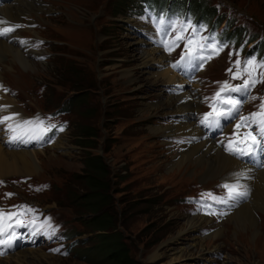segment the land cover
Returning <instances> with one entry per match:
<instances>
[{
  "label": "rangeland",
  "instance_id": "obj_1",
  "mask_svg": "<svg viewBox=\"0 0 264 264\" xmlns=\"http://www.w3.org/2000/svg\"><path fill=\"white\" fill-rule=\"evenodd\" d=\"M19 1L24 0L6 2L1 9L18 6ZM33 1L42 7L18 14L14 21L0 12V18H5V21L20 22L17 24L20 27L4 37H8L33 65L24 67L8 54L0 53V85L3 86L0 88H7V84L13 86L10 94L15 106L24 115L33 113L28 120L31 117L41 119V110L62 107L58 117L64 119L65 130L45 145L38 146L34 139L25 143V147L34 150L28 151L37 153L34 172L25 174L27 178L24 180L19 177L24 175L11 173L6 175L9 178L0 182V210L4 214L17 213L11 219L4 216V225L11 224L12 227L7 229V233L0 234V239H7L12 233L16 235L10 247L0 245V252L3 253L0 259L13 255L17 249L31 246L59 259L52 264H116L105 260L101 251L104 237L101 232H111L120 234L135 264H264V210H253L257 229H251L246 224L236 227L234 220L229 218L239 205L229 212L240 198H229L220 184H233L238 180L240 185L248 189L249 186L241 177L229 176L228 171L222 177L204 178V170L196 164H173L178 158L175 149L188 145L191 140L175 145L171 138L191 136L185 132L164 135L151 128L165 127L179 118L178 113L168 111L166 106H157L159 88L174 95H177L178 88L175 92L171 85L173 83L162 87L159 80L154 86L141 82L146 74L135 66L132 56L136 53L132 49V42L137 38L135 35H142L149 44L155 45L148 33L137 28L135 19L149 20L161 36L170 40V31H174L179 24L187 25L189 20L193 27L198 24L207 27V31H212L211 37H215L209 43L219 42L223 48L218 55H214L210 49L212 59L204 62L206 64L199 78H188L187 71L182 74L171 66L173 51H166L165 59L166 66L185 80V90L190 88L189 91H193L194 110L199 109L202 99L219 90L216 85L232 80L226 69L236 71V60L244 61L252 57L247 53L249 48L257 52L260 61L264 60V0ZM221 11L223 15H220ZM161 17L166 23H159ZM189 29L192 30V27ZM201 56L207 57L209 54L204 51ZM75 70L82 72L76 74ZM126 70H132V74L139 78L130 79L126 76ZM257 72H264V68H257ZM76 77H82L85 81L77 80L74 83ZM153 78L155 80L152 76L150 81ZM247 78V74H244L240 81ZM259 84L250 88L246 96L232 93L242 103L238 114L222 120L220 127L209 128L199 121L203 130L198 121L194 122L203 132H209L214 137L221 136L222 139L225 138L224 131L228 130L235 140L233 132L240 117L255 112V107L245 102L256 97ZM80 87L86 88L83 97ZM257 93L264 96V83ZM73 94H77V101L71 98ZM211 103L212 99H209V103L203 105L206 111L200 114L201 117L210 111ZM88 108H92L94 113L85 114ZM255 109L258 111L259 107ZM4 111L10 113L7 116L19 112L0 107V115H4ZM19 117L20 114L6 121L5 125L12 124ZM78 123L96 129L95 147H85L79 143ZM253 129L254 134L258 135L259 126L256 124L251 128L239 129L241 138L243 133ZM3 138H7L4 132L0 134L2 142ZM28 139V136L22 140L11 139L10 147H6L18 150L20 147L14 145ZM228 141H220L219 144L226 150ZM170 145L174 148L171 149ZM244 146L236 144L239 148ZM86 151L100 153L109 171L110 200L96 208L84 204L83 198L77 197L75 200V194H81V186L85 184L78 180L77 175L83 172L82 161ZM250 155L242 158L247 159ZM258 161L262 159L253 163ZM6 189L13 190L14 195L7 196ZM203 189L211 191L197 192ZM192 193L205 197L198 198L203 206L193 202ZM24 200L42 205L49 212L47 222H57L51 223V227H42L46 225V217H38L35 211L14 207L25 205ZM224 200L228 203L221 202ZM104 209L112 215L113 225L98 229V225L89 218ZM197 213L209 216L206 218L210 223L207 221L193 230V237L201 239L200 243L193 245L198 241L192 242V234L180 230L185 219L197 216L188 214ZM213 218L219 219V222ZM34 219L35 223H32ZM17 220L23 221L22 226H16ZM58 222L61 226H58ZM35 226L45 230L40 234L33 228ZM215 230L221 233L211 237ZM24 233L29 236L28 240L23 239ZM179 249L187 254L178 257L176 251ZM29 260L32 262L30 264H47L35 258ZM15 261L10 260L9 264H23Z\"/></svg>",
  "mask_w": 264,
  "mask_h": 264
},
{
  "label": "bare ground",
  "instance_id": "obj_2",
  "mask_svg": "<svg viewBox=\"0 0 264 264\" xmlns=\"http://www.w3.org/2000/svg\"><path fill=\"white\" fill-rule=\"evenodd\" d=\"M6 4L7 3H3L2 5H0V12L6 14L7 18L9 17L13 21L14 19L18 18V14L26 13L27 10H31L32 8L42 7L36 4L33 0H24L19 1L18 6H7L1 9V7ZM3 20H5V18ZM134 23L136 24L137 28L141 31H144L149 35L155 36L154 29L148 23V21L144 19H135ZM141 36L135 35V37L137 38H135V40L132 42L134 45V48L132 49L136 51V53L132 54V56L134 57L133 59L135 61V66H139L142 74H146V76L142 78L141 82H144L146 85H155L157 80H159L162 87L163 85L165 86L170 83H173L171 85L174 86L175 92L178 88L177 95L167 93L165 89L162 91V88H159V101H157V106H166L168 111L178 113L179 118L174 122L168 123L165 127H156L151 129L155 132H159L160 134L164 135H171L174 132H185L192 135L191 142L188 145L180 146L175 149L178 155L177 160L173 162V164L175 165L179 166L180 164H184L186 162L190 164H196L204 170V178L222 177V174L226 171H228L229 176L232 177H237V173H246V175L242 176V178L244 179L243 181L249 186V195L246 198H241L238 200L239 206L235 209L229 219L234 220V224L236 227H244L246 224L251 229L256 228L257 221L255 219L253 210H264V154H258L257 159L253 162H256L259 158H261L262 161H258L257 163H246L243 160H240L237 157L231 155L225 149L222 148L229 155L226 154L220 148L218 140L221 138V136H218L216 139L205 132L207 134L206 135L201 129H199L197 123L194 122L195 119H192L193 110L195 108L194 95L189 91L190 88H187L188 91L185 90V80L181 78L170 66H166L165 59L167 58V53L165 47L163 45L153 46L149 44V42H147L143 36L142 37L144 39ZM8 39V37L0 36V53L8 54L13 59V61L17 60L24 67L26 65L32 67L33 65L29 58L24 57V54H22V52L17 49V46L11 43ZM2 40H5V42L3 43ZM161 64L165 65L162 67ZM212 64L213 62H211L210 65ZM131 71L126 70V76H128L130 79H134L133 77H135L136 75H133ZM152 76L155 77V80L153 78V81H150V78ZM137 78L139 77H135V79ZM6 86L9 87V89L7 87L8 91H4V89L0 88V102L4 105H9L10 107H1V109H10L15 112L16 110L19 111L18 114H20V117L12 122V125L15 126L17 123L23 121L22 118L26 117V115L22 114L20 109L15 106V101L10 94V90H13V86L11 84H7ZM8 113V111H4V115H0V117L7 116ZM29 115H31V113ZM5 123L6 121L4 123H0V134L2 132L7 134V138H3V142L0 139V180L2 181L9 178V176L6 175H9L11 173H19L25 176V174L34 172V167H36V159L38 158L37 153L28 151L34 150L25 147L24 142H20V144L14 145V147L16 148L20 147L18 150L7 149V147H10V135L13 133L9 130L8 125H5ZM173 148L171 146V149ZM24 176L19 177L22 178ZM188 215L197 216L185 219L182 229L180 230L181 232H188L191 235L196 227L204 225V223L207 221L210 223V221L206 218L209 216H205L199 213ZM220 233L221 231L217 230L214 234L210 236L216 237ZM193 236L194 235L192 234V242L196 240L198 241L192 243L193 245L201 242V239L199 237L195 238ZM26 247L23 248L25 250L17 249L18 251L16 250V252L11 251L15 253L13 255L10 254L5 258L0 259V264H9L10 260L14 261L15 263V260H18L23 264H30L32 262H30L29 258H35L39 262L43 260L47 264H52L55 263V261L59 260L58 258L43 253L44 251L41 253L42 249L40 248L34 247L38 250H30L34 248L28 246L27 249ZM176 254L178 257H183L187 253L184 250L179 249L176 251Z\"/></svg>",
  "mask_w": 264,
  "mask_h": 264
},
{
  "label": "snow or ice",
  "instance_id": "obj_3",
  "mask_svg": "<svg viewBox=\"0 0 264 264\" xmlns=\"http://www.w3.org/2000/svg\"><path fill=\"white\" fill-rule=\"evenodd\" d=\"M159 23L164 24L166 23L163 17L159 18ZM171 23V22H168ZM8 24L9 26H0V36H6L8 33L15 31L16 28L20 27V25H11L8 21L3 20L0 18V25ZM188 27H192L193 32L195 33L197 29L191 25V21H188L187 26H183L182 31H178L176 35L173 37L172 41H164L165 50L168 52H172L174 47H178L179 41H185L184 49L185 51L182 53L180 60L176 61L173 64L174 68L181 67L184 65L186 67L192 66V62L194 60H199L200 63L196 64L197 68H202L203 63L207 60L212 59V56H198L196 54L197 47L200 49L209 48L213 50L214 55H218L219 52L222 50L223 45L217 43H199L191 38L186 39L183 35V31H186ZM204 26L201 25L200 28L202 29ZM162 30V29H160ZM209 37H201V40L207 41ZM212 40L215 37H211ZM231 55V53H230ZM236 71H233L232 68L226 69V71L231 75L233 80L240 79L244 74H247L248 78L243 80L242 84H237L235 86L230 85L228 81H223L220 83L219 90L214 94L211 98L212 103L209 105L210 111L203 113L202 118L200 119V123L209 128H217L221 126L222 120H227L229 118H233L235 115L238 114V110L242 103L241 99L236 98L232 95V93H239L241 96H246L249 89L254 87L257 83H264V80L256 78V69L257 68H264V60L257 61L255 57H251L245 59L244 61L236 60ZM241 64H243V68H241ZM260 77H264V72L259 73ZM0 87H3L0 85ZM4 91H8L7 88H4ZM253 100L256 97H252ZM261 103L259 105V110L256 112L250 113L248 116H241L240 122L235 125V130L233 132V136L236 137L235 140L229 139L228 144L226 146V151L232 152L238 155H246L252 154L257 149L264 151V97H261ZM2 108L10 107L9 105H0ZM18 113H13L9 116L0 117V123H4L5 121L12 120L15 116H18ZM45 121L40 119L39 117L36 120H23L20 123H17L15 126L12 124L8 125L9 130L13 133L11 137L12 140H22L24 136H28V140H23L24 143L29 142V140L35 139L37 141L44 138L45 134L49 132L52 128H55V125H49L47 127L44 126ZM253 124L259 126V134H254L255 129L252 131H248L243 133V138H241V133L239 129L242 127L251 128ZM63 130L62 128L60 129ZM259 137V138H258ZM236 144H244L246 148H239L236 147ZM237 177L245 176L246 173H237ZM46 187V186H45ZM225 189H227L228 197L231 199H239V198H246L249 195V189L247 186H242L237 183L233 184H225L223 185ZM244 188L241 191V188ZM7 196H12L14 193H6ZM212 199H216L215 197H210ZM223 203H228L227 200L221 201ZM19 208H25L28 211H35L34 209L30 208L27 205H19L14 206ZM212 214V213H209ZM7 215L8 219L16 216L17 213H7L4 214L2 210H0V234L7 233V229L11 228V224L4 225L3 219L4 216ZM49 218H45V223H47ZM35 223V219L32 221ZM23 221L17 220L16 226H22ZM43 227V225H42ZM51 227V225H49ZM55 233V229L52 230V234ZM15 233H12L7 236V239H0V245L4 246H11L12 240L15 238ZM52 251H59V249H53ZM0 254H3L0 252Z\"/></svg>",
  "mask_w": 264,
  "mask_h": 264
},
{
  "label": "trees",
  "instance_id": "obj_4",
  "mask_svg": "<svg viewBox=\"0 0 264 264\" xmlns=\"http://www.w3.org/2000/svg\"><path fill=\"white\" fill-rule=\"evenodd\" d=\"M74 72V71H73ZM81 70H75V73H81ZM77 80H84L82 77H76L74 83H77ZM89 85V84H88ZM81 96H84L85 87H80ZM73 94L71 98L73 101H77L79 98ZM84 101V98H82ZM94 110L88 108L85 114H93ZM78 140L82 146L85 147H95V135L96 129L84 127L81 123H78ZM83 172L78 174V180L83 181L82 193L75 194V200L78 197L79 199L83 198L84 204L86 203L90 207H98L99 205L105 204L110 200L108 195L109 183L108 178V168L107 163L103 160V157L100 153H90L86 151L84 159L82 161ZM79 201V200H77ZM81 202V201H80ZM77 203V202H76ZM89 221H92L94 224H97L98 229H106L103 227L112 226V215L108 212L107 209L98 211L95 214H92L89 218ZM103 233V244H102V253L103 258L109 262L116 264H135V259L133 260L127 250V245L123 242L120 234H115L111 232H101Z\"/></svg>",
  "mask_w": 264,
  "mask_h": 264
}]
</instances>
